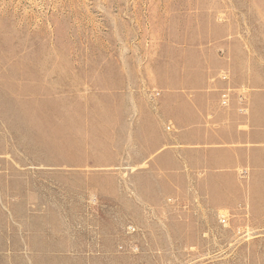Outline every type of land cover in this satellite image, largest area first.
<instances>
[{
	"label": "rangeland",
	"instance_id": "1",
	"mask_svg": "<svg viewBox=\"0 0 264 264\" xmlns=\"http://www.w3.org/2000/svg\"><path fill=\"white\" fill-rule=\"evenodd\" d=\"M205 57L264 104V0H0V264H264V191L125 175V107Z\"/></svg>",
	"mask_w": 264,
	"mask_h": 264
},
{
	"label": "crops",
	"instance_id": "2",
	"mask_svg": "<svg viewBox=\"0 0 264 264\" xmlns=\"http://www.w3.org/2000/svg\"><path fill=\"white\" fill-rule=\"evenodd\" d=\"M223 60L202 58L158 82L148 107H125V175L154 176L159 191H264V104Z\"/></svg>",
	"mask_w": 264,
	"mask_h": 264
},
{
	"label": "built area",
	"instance_id": "3",
	"mask_svg": "<svg viewBox=\"0 0 264 264\" xmlns=\"http://www.w3.org/2000/svg\"><path fill=\"white\" fill-rule=\"evenodd\" d=\"M222 103L225 104L226 103V99H225V94L222 95Z\"/></svg>",
	"mask_w": 264,
	"mask_h": 264
}]
</instances>
